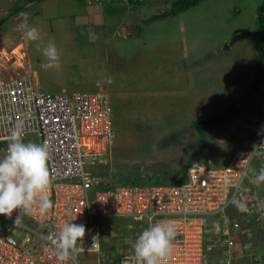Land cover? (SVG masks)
I'll return each mask as SVG.
<instances>
[{
  "label": "rangeland",
  "instance_id": "374dc122",
  "mask_svg": "<svg viewBox=\"0 0 264 264\" xmlns=\"http://www.w3.org/2000/svg\"><path fill=\"white\" fill-rule=\"evenodd\" d=\"M174 1L104 0L102 6L87 4L88 0L84 4L73 0L28 3L19 12L29 14L28 24L40 30L41 41H27L17 29L19 19L7 18L9 9L21 7L22 1L8 5L9 1L0 0V19L6 20L0 27V82L33 73L43 92L109 94L114 137L106 166L100 170L106 173L103 178L118 180L119 185H152L151 173L152 179L178 180L200 162L222 165L221 153L230 157L248 146L240 134L241 125L234 120L249 108L253 114L258 109L259 114L263 112L264 85L230 122L207 135L198 129L199 123L226 112L253 82L260 42L256 11L262 0H204L176 16L147 22L171 11ZM196 38L201 39L198 56L191 54ZM49 41L60 53L59 69L41 68L47 61L37 44L42 48ZM240 121L254 135L255 127L259 132L263 124V118ZM254 165V171H259V163ZM261 189L264 201V186ZM242 192L253 197V184L246 180ZM227 214L245 224L234 205ZM25 221L34 226L31 220ZM2 222L0 217V227ZM129 225L134 230L128 231ZM143 226L124 218L105 219L98 225L100 253L79 254L80 264H106L104 257L130 252L126 243L133 246ZM243 230H233L230 237L236 240ZM207 236L206 252L213 245L212 235ZM247 249L246 253L264 251L251 244ZM252 261V257L244 258L246 263Z\"/></svg>",
  "mask_w": 264,
  "mask_h": 264
},
{
  "label": "built area",
  "instance_id": "2783aa9c",
  "mask_svg": "<svg viewBox=\"0 0 264 264\" xmlns=\"http://www.w3.org/2000/svg\"><path fill=\"white\" fill-rule=\"evenodd\" d=\"M37 85L33 73L0 82V143L9 142L12 130L21 125L23 141L48 145L52 174L49 195L53 207L44 214L37 209L24 215L19 225L15 224L18 212L11 218L3 216L13 228L0 227V264H60L50 237L65 222L87 227L76 260L69 262L80 264L79 254L100 253L98 225L105 219L124 218L143 223L145 230L149 216L154 217L153 223L172 221L175 225L177 234L169 264H264L261 259L264 251L239 252L230 235L233 230L243 229L242 223L229 219L227 214L232 206L231 198L236 195L249 209L242 213L247 229L252 231L253 227L264 226V208L259 207L263 201L258 195L260 188L253 184V197H246L242 192L245 181L258 173L254 171V163L264 166V99L263 124L256 139L249 147L236 151L225 165L192 164L187 181L177 185L123 186L114 184L111 177L103 178L106 173L100 170L106 166L104 160L111 152L114 137L109 94L80 91L54 94L39 90ZM6 149H3L5 155ZM245 169L248 177L241 182ZM103 186L107 188L102 189ZM25 219L31 220L34 226ZM215 221L220 222L224 238L213 229ZM127 229L134 230V227L129 225ZM206 229L216 237L209 252L205 250ZM242 232L245 234V230ZM94 236L99 238V247L90 249ZM263 238L259 237L263 244L255 246L264 249ZM132 244L126 243L130 252L113 255L117 257V264H135ZM245 257L255 259L246 263Z\"/></svg>",
  "mask_w": 264,
  "mask_h": 264
},
{
  "label": "clouds",
  "instance_id": "9594fccd",
  "mask_svg": "<svg viewBox=\"0 0 264 264\" xmlns=\"http://www.w3.org/2000/svg\"><path fill=\"white\" fill-rule=\"evenodd\" d=\"M91 1L87 4L96 3L99 6L104 4L103 0ZM136 1L141 3L144 0ZM20 16L23 20L18 23L17 29L24 39L41 41L40 30L28 24L29 14L21 12ZM37 50L42 51L47 61L41 64L42 69L60 68V53L54 42L49 41L42 48L37 44ZM23 135L22 126L17 125L10 133L6 155L0 158V216L11 218L14 212H18L15 219L16 225L22 222L24 215L37 209L44 214L53 207L49 195L52 184L49 147L46 143H25L22 139ZM248 155L251 156L252 153ZM247 177L248 170L245 169L241 175V182ZM249 183L257 186L264 183V166L250 178ZM230 203L242 213L249 211L247 204L236 195L232 196ZM259 207L264 208V201H261ZM153 220L154 217H148L149 226L142 231L133 245L135 264H169L172 257L173 240L177 234L174 223L172 221L153 223ZM224 222L228 223L227 217ZM213 229L217 233L220 232L219 221L213 222ZM85 234V226L73 222H65L57 232L52 234L50 239L54 245V255L60 264H69L76 260V254L83 246ZM256 241L259 243V238ZM98 247L99 238L94 236L90 249Z\"/></svg>",
  "mask_w": 264,
  "mask_h": 264
},
{
  "label": "trees",
  "instance_id": "16d2710c",
  "mask_svg": "<svg viewBox=\"0 0 264 264\" xmlns=\"http://www.w3.org/2000/svg\"><path fill=\"white\" fill-rule=\"evenodd\" d=\"M38 1H42V0H28V2H26V3L30 4V3L38 2ZM74 1H77L81 4H84V3H86L87 0H74ZM131 1L137 2L136 0H131ZM203 1L204 0H176L172 3L171 11H169L168 13H163L160 15L153 16V17L149 18L147 20V22H151V21H154V20L160 19V18H166L169 16H176L177 14H179L181 12H186L189 9L196 7L197 5H199ZM139 4H141V3L139 2ZM17 12L18 11L16 9V12H14L13 14H15ZM8 16H7V18L10 19L11 16L10 17H8ZM0 20H1L0 21V27H2L5 24L6 20L4 21V18H2ZM256 22H257L258 28L260 30V42H259L258 56L256 59L255 74H254L253 82H252L250 88L246 91V93L242 97H240L235 103H233L226 112L220 113L219 115L198 124L199 132L203 135H207L209 133V131H211L215 127H218V126L220 127L219 124L224 125L225 123L230 122L235 117V115L240 111L241 107L246 102H248L250 99L254 98L256 96V94L260 91L262 86L264 85V0H262V3L257 7ZM7 145H8V142L0 143V147L3 149L6 148ZM187 173H188V171L185 172V174H183L181 178L179 177L178 180H174L172 178L169 181L167 178H166L167 180H164L163 178L162 179H160V178L152 179V176L154 175L153 173L148 175V178L150 181H153L152 185H154V184L157 185L158 181H160L162 184L177 185V184H180L181 181L183 179H185V177L187 178ZM157 175H158V173L155 176L157 177ZM165 176H164V178H165ZM163 181H166V182H163ZM113 183L118 185V184H120V181L117 180V181H114ZM147 185H150V184H147ZM262 186H264V183L259 185L258 188L261 189ZM105 187L106 186H103L102 189H105ZM242 226L244 227V225H242ZM247 226L248 225L245 226L246 231L249 230V229H247ZM263 228H264V226H263ZM263 228H261L260 226H257L255 228L253 227V229H251L252 230L251 232L248 231L249 235H247L246 233L245 234H239L235 240V242L237 243V246L239 248L238 249L239 252L244 254V252L246 253V251L248 250L247 249L248 245L251 244L252 246H255L256 245L255 243L257 242L256 240L260 236L264 237V229ZM253 231H257L258 234L253 232ZM206 233H207V235L208 234L212 235L211 236V239H212L211 243H214L216 241V237L214 236V234L211 233L208 229H206ZM207 235H205V238H206L205 243L206 244L208 243V236ZM219 236H220V238H224L222 232H219ZM263 240H264V238H263ZM259 244L261 245L263 243L259 242ZM250 253L254 254L257 252H250ZM255 256H256V254H255ZM108 259H110V261L108 260V263H106V264H111V262L113 261L112 258L109 257ZM253 259H255V257H253ZM261 259L264 260V258H261ZM113 262L115 264V261H113ZM254 263H255V261H254Z\"/></svg>",
  "mask_w": 264,
  "mask_h": 264
},
{
  "label": "crops",
  "instance_id": "0c3cea01",
  "mask_svg": "<svg viewBox=\"0 0 264 264\" xmlns=\"http://www.w3.org/2000/svg\"><path fill=\"white\" fill-rule=\"evenodd\" d=\"M7 1H9L8 2V5H11V3L13 2V1H15V0H5V2H7ZM22 1V6L21 7H16V8H12V11L9 9V12H8V17H10V21H11V19L12 18H14V19H19L18 20V23L21 21V16H20V12H19V10H20V8H22V7H26V5H27V1L28 0H26V1H24V0H21ZM42 1H44V0H42ZM56 1V0H55ZM74 1V0H73ZM104 1V0H103ZM4 2V1H3ZM38 2H41V1H38ZM77 2V1H76ZM77 3H79V2H77ZM81 4V3H80ZM9 7V6H8ZM104 7V6H103ZM16 9H17V13H15V14H13L14 12H16ZM112 11H113V9H112V7H110L109 8V12H111L112 13ZM6 12H7V10H6ZM189 30V29H188ZM140 31V30H139ZM139 33V32H138ZM165 38V37H164ZM260 40V39H259ZM161 41H163V38H162V40ZM194 42H195V49H194V52L193 53H191V54H195V56H198V54L200 53V50H199V48H200V46L199 45H201V39H198V38H196L195 40H194ZM206 43V47H208L209 46V43H207V42H205ZM213 44H215V42H213ZM190 47V46H189ZM215 48H217V44H215L212 48H211V50H213L214 49V51L213 52H215ZM188 49H190V48H188ZM192 56V55H191ZM246 103H248V102H246ZM263 103V102H262ZM250 106V105H249ZM251 107V106H250ZM250 110H248L246 113L245 112H243L239 117H237L235 120H234V123H235V125H241V132H240V134L242 135V137L246 140V144L248 145L247 147H249L252 143H253V141L256 139V136H257V134H258V127H255L256 128V134L254 135V133H252V132H246V130L244 129V127L242 126V122L240 121V119L242 118V117H247V118H249V121L248 122H251V123H253V122H256L257 120H259V122L261 121V118H263V112H261V114H259V109L257 110V114H253V109L252 108H249ZM262 110V109H261ZM263 111V110H262ZM258 122V121H257ZM236 130V129H235ZM237 131V130H236ZM253 138V139H252ZM217 153H219V152H217ZM5 155V153H4V151H3V148H1L0 147V158H2L3 156ZM231 157V156H230ZM230 157H229V154L228 155H226V156H224V154H222L221 153V159L224 161V163L222 164V165H220V166H223V165H225L229 160H230ZM259 163V162H258ZM260 163H259V168H261L260 167ZM261 190L262 189H260V193H261V196H262V192H261ZM15 214V212L13 213V215ZM12 215V216H13ZM1 217V220H3V222H2V227L3 228H7V229H12L13 227H12V225H11V223L9 222V221H6V219L5 218H3V216H0ZM27 223V222H26ZM245 225V224H244ZM243 227V226H242ZM244 228H245V226H244ZM118 241V240H117ZM108 256V255H107ZM109 257H107V261L109 260L110 261V259H108ZM112 258V260L113 261H115V264H117V257H111ZM111 262V264H114V262ZM108 263V262H107Z\"/></svg>",
  "mask_w": 264,
  "mask_h": 264
}]
</instances>
